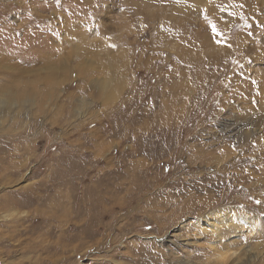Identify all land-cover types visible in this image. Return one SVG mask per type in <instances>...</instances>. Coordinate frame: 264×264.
<instances>
[{
    "label": "rangeland",
    "instance_id": "1",
    "mask_svg": "<svg viewBox=\"0 0 264 264\" xmlns=\"http://www.w3.org/2000/svg\"><path fill=\"white\" fill-rule=\"evenodd\" d=\"M0 264H264V0H0Z\"/></svg>",
    "mask_w": 264,
    "mask_h": 264
},
{
    "label": "snow or ice",
    "instance_id": "2",
    "mask_svg": "<svg viewBox=\"0 0 264 264\" xmlns=\"http://www.w3.org/2000/svg\"><path fill=\"white\" fill-rule=\"evenodd\" d=\"M213 31L215 32V27H213Z\"/></svg>",
    "mask_w": 264,
    "mask_h": 264
}]
</instances>
